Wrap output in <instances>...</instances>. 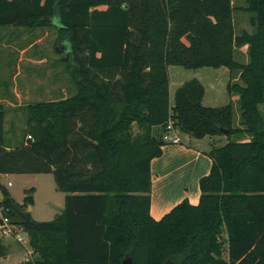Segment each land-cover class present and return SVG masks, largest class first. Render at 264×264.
I'll return each instance as SVG.
<instances>
[{
    "label": "trees",
    "instance_id": "1",
    "mask_svg": "<svg viewBox=\"0 0 264 264\" xmlns=\"http://www.w3.org/2000/svg\"><path fill=\"white\" fill-rule=\"evenodd\" d=\"M244 9L254 30L237 34L233 0H0V28H58L75 89L28 103L14 146L0 102V173H53L66 193L60 215L37 221L25 207L33 197L19 204L3 188L5 213L36 254L24 264H264V0ZM243 46L247 63L236 59ZM170 65L228 67L239 124L232 102L203 104L197 78L172 103ZM170 119L195 138L230 140L207 153L199 202L185 198L156 219L152 161Z\"/></svg>",
    "mask_w": 264,
    "mask_h": 264
},
{
    "label": "rangeland",
    "instance_id": "2",
    "mask_svg": "<svg viewBox=\"0 0 264 264\" xmlns=\"http://www.w3.org/2000/svg\"><path fill=\"white\" fill-rule=\"evenodd\" d=\"M235 10L233 12L234 25L237 34L247 30L252 32L250 12L245 11L246 0H233ZM57 17L54 23L57 24ZM59 30L54 25L51 27L30 30L24 27L0 28V94L12 93L14 84L19 91L16 96L17 109L11 103H3L7 109V129L13 133L18 141L24 138L25 133L21 128L26 119L25 105L29 102L41 100H54L69 96L75 89L70 74L65 70V64L61 60L66 53L64 42L59 37ZM36 60L33 63L32 60ZM236 59L240 62L249 61L248 48L243 46L236 51ZM171 102H174L176 90L186 81L197 78L205 87L203 104L206 106L220 107L233 103L235 107V125L239 124L240 108L237 95H230L227 90L231 78L228 67H200L186 68L181 65H170ZM20 72L17 78L14 74ZM233 82H240L239 73L233 76ZM12 99V98H11ZM20 104V105H19ZM264 113V105L261 106ZM181 132L185 140L189 136ZM193 137V136H192ZM11 138V139H12ZM223 141L217 136H208L204 142L212 140V143L221 146L230 138L223 134ZM232 140L238 139L236 135ZM204 144V143H203ZM8 181L12 183L8 186ZM4 183L14 191L19 204H24L25 197H33L30 203L26 202L28 210L37 221H50L55 219L64 210L66 193L58 190L53 173H28L11 174L4 177ZM22 235L29 242V236L25 231ZM28 242L25 244L28 245ZM16 256V252L10 257V264H22L23 260L33 258L34 254L24 251ZM226 253V252H225ZM4 264V263H2ZM6 264V263H5Z\"/></svg>",
    "mask_w": 264,
    "mask_h": 264
},
{
    "label": "crops",
    "instance_id": "3",
    "mask_svg": "<svg viewBox=\"0 0 264 264\" xmlns=\"http://www.w3.org/2000/svg\"><path fill=\"white\" fill-rule=\"evenodd\" d=\"M30 60H32L33 63L36 62L34 59ZM19 74L20 72L15 73L14 78H17ZM18 95L19 91L16 84H14L12 93L4 92V94H0V102L11 103L12 106L17 109V104L14 102H16V96ZM25 126L26 125L23 122L21 128L24 129ZM5 127L8 142L12 146L16 145L17 142H19L18 138L13 139L14 134L7 129L8 127L6 124ZM178 134L181 138V142L167 143L163 147L162 156L155 158L152 161L151 214L156 219H160L177 203L185 198L189 199L190 202L194 204L198 203L201 195L200 180L210 172L212 166V159L207 153L210 151L212 144L214 143H212V140L204 142L208 136H205L204 138H195L188 134L189 136L187 139L185 138L186 141H184L180 131H178ZM215 136L219 137L220 141H223V138H221L222 135ZM8 175L11 174L0 173V222L4 215L1 210L2 202L5 198L3 188H7L10 196L19 202L14 191L8 188L12 183L9 185L10 181H8V186L4 183V177L7 178ZM30 209L31 206L28 207V210ZM26 240L27 239L24 236V241H19L13 235H4L0 230V242L6 248V255L0 257V264H10L9 260L10 257L13 256V253L16 252V256L18 257V254L22 253V251H20L22 248L25 252L28 251V254H34L35 256L36 254L30 245V239L29 242ZM26 242H28V245L25 244ZM27 259L28 258L26 257L22 264H24Z\"/></svg>",
    "mask_w": 264,
    "mask_h": 264
},
{
    "label": "built area",
    "instance_id": "4",
    "mask_svg": "<svg viewBox=\"0 0 264 264\" xmlns=\"http://www.w3.org/2000/svg\"><path fill=\"white\" fill-rule=\"evenodd\" d=\"M28 138H32L31 135H28ZM163 139L166 142L170 143H179L181 142V138L178 134V131L176 130L174 126V121L173 119H170L168 125H167V130L165 131L163 135ZM11 182H9V185ZM1 210L3 211V218L2 221L0 222V230L4 235H13L15 236L19 241H24V236L22 235V232L24 231L22 228H20L17 224L12 223L10 221V218L7 216L6 212H9V208L1 207Z\"/></svg>",
    "mask_w": 264,
    "mask_h": 264
},
{
    "label": "water",
    "instance_id": "5",
    "mask_svg": "<svg viewBox=\"0 0 264 264\" xmlns=\"http://www.w3.org/2000/svg\"><path fill=\"white\" fill-rule=\"evenodd\" d=\"M63 47H65V49H67V46L66 44L63 45ZM223 131H225L226 133H229V130L228 129H224L222 128ZM122 264H132V258L131 257H127L123 260ZM162 264H173L172 261L168 260Z\"/></svg>",
    "mask_w": 264,
    "mask_h": 264
}]
</instances>
